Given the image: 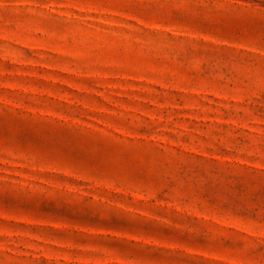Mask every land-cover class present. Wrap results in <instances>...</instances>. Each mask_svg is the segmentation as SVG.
<instances>
[{
    "label": "rangeland",
    "instance_id": "374dc122",
    "mask_svg": "<svg viewBox=\"0 0 264 264\" xmlns=\"http://www.w3.org/2000/svg\"><path fill=\"white\" fill-rule=\"evenodd\" d=\"M0 264H264V0H0Z\"/></svg>",
    "mask_w": 264,
    "mask_h": 264
}]
</instances>
